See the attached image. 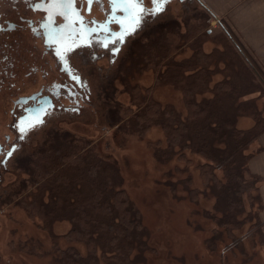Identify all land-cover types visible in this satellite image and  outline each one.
I'll return each instance as SVG.
<instances>
[{"label":"trees","instance_id":"obj_1","mask_svg":"<svg viewBox=\"0 0 264 264\" xmlns=\"http://www.w3.org/2000/svg\"><path fill=\"white\" fill-rule=\"evenodd\" d=\"M174 27L159 28L153 42L141 44L132 64L140 69L148 66L155 83L147 89L131 87L139 111L124 110L125 123L139 136L154 127L162 130L164 144L155 143V157L160 164L173 159L184 162V168H176L181 176L188 173L191 156L201 157L203 162L197 167L204 189L192 188L190 175L179 180L190 200L199 202L200 195L213 198V213L205 210L204 217L230 233L251 219L253 224L244 238L258 234L264 243L258 214L259 177L248 169L249 148L264 132V85L222 29L213 32L193 25L182 35ZM224 39L230 48L225 47ZM214 41L221 45L206 50L205 44ZM186 47L192 54L178 60ZM252 63L264 78L263 70ZM134 67L129 74L138 73ZM163 86L182 93L183 110L155 99L154 89ZM243 116L254 120L251 128L238 127ZM54 141L41 151L40 164H35L42 180L40 193L30 206L45 229L67 221L71 229L64 238L84 245V252L75 246L61 250L62 236H53L59 264L141 262L135 253L142 255L148 250L149 235L140 211L123 188L120 169L93 151L82 152L73 142L58 137ZM254 203V211L245 213L247 204L253 207Z\"/></svg>","mask_w":264,"mask_h":264},{"label":"rangeland","instance_id":"obj_2","mask_svg":"<svg viewBox=\"0 0 264 264\" xmlns=\"http://www.w3.org/2000/svg\"><path fill=\"white\" fill-rule=\"evenodd\" d=\"M193 25L213 32L220 30L194 1L184 5L175 3L141 34L129 39L115 62L102 57V83L95 74L94 95L87 113L73 118L71 123L59 120L58 139L73 142L82 152L93 151L120 169L123 188L140 211L149 235L148 250L142 255L135 253L136 258H141L138 264H264L262 237L251 234L244 238L253 224L251 219L241 229L230 233L226 227L204 217L205 210H213V198L200 195L199 202L193 203L179 183L190 175L192 188L203 190L204 182L197 167L203 159L191 156L193 161L187 167L188 173L181 176L176 168H184V162L173 159L160 164L155 157V143L164 144L162 130L154 127L139 136L134 127L125 123L124 110L139 111L132 101L135 95L131 87L138 85L147 89L155 83V74L148 66L140 69L132 64L141 44L153 42L159 28L175 26V30L184 35ZM224 41L225 47L230 48L229 42ZM216 43L221 45L214 41L204 47L210 50ZM191 54V49L186 47L177 59ZM133 67L138 73L129 74ZM153 95L161 104H174L183 110L182 93L174 87H159L154 89ZM44 141L43 138L37 145L28 147L24 164H12L9 171H5L0 185V264H59L53 236H62L61 250L75 246L85 251L83 244H71L64 238L71 229L69 222L57 221L52 230H47L41 217L32 213L30 205L40 193L42 179L38 177L36 165L42 159ZM256 207L257 203L253 207L247 204L245 213L250 215L249 210L254 211Z\"/></svg>","mask_w":264,"mask_h":264},{"label":"flooded vegetation","instance_id":"obj_3","mask_svg":"<svg viewBox=\"0 0 264 264\" xmlns=\"http://www.w3.org/2000/svg\"><path fill=\"white\" fill-rule=\"evenodd\" d=\"M186 1L171 0L162 7L159 0L155 5L139 0L144 9L137 13L140 25L123 35L122 44L119 35L133 24L131 10L114 9L110 0H94L90 10L86 2L76 0L74 8L84 24L65 28L63 34L59 30L68 22L56 15L52 28L58 43L48 42V13L34 7L40 0H0V185L10 165L24 164L28 147L43 138L46 147L55 142L59 120L71 123L87 113L95 74L102 83V57L115 62L129 39L171 5ZM158 6L161 10L154 11ZM81 27L86 34L78 31Z\"/></svg>","mask_w":264,"mask_h":264},{"label":"crops","instance_id":"obj_4","mask_svg":"<svg viewBox=\"0 0 264 264\" xmlns=\"http://www.w3.org/2000/svg\"><path fill=\"white\" fill-rule=\"evenodd\" d=\"M187 1L185 3H191V0ZM192 1L208 14L217 29L220 28L227 34L255 69L252 61L257 63L264 72V0ZM256 71L261 78L256 73L257 77L264 85V78L257 69ZM261 101H264V97ZM253 125L254 120L250 117H244L238 121V127L241 129H249ZM248 153L250 154L248 169L251 174L259 177L258 195L261 207L258 214L262 222L261 234L264 238V132L252 143Z\"/></svg>","mask_w":264,"mask_h":264},{"label":"snow or ice","instance_id":"obj_5","mask_svg":"<svg viewBox=\"0 0 264 264\" xmlns=\"http://www.w3.org/2000/svg\"><path fill=\"white\" fill-rule=\"evenodd\" d=\"M89 5V10L91 4L94 0H83ZM158 0H154V3H157ZM76 0H40L39 4H36L34 7L37 10H43L48 13V23L45 25L49 29L48 32V42L49 43H58L54 37L56 34V29L52 28L53 18L56 15L62 16L68 23L66 25L61 26L60 33L63 34L65 28H72L74 24L83 25V18L80 16L79 11L74 8V4ZM114 9L117 7H122L125 11H130V16L133 18V24L130 25L119 35V38L122 39L123 35L127 34V32L133 30L136 23H139V18L136 16V13L143 12L144 9L140 7L139 0H110ZM160 5L162 6L163 0H159ZM161 10V7L158 6L154 9V11L158 12ZM121 25L125 24L124 20L117 21ZM107 31V28L104 29ZM82 35L86 34V30L81 27L78 30ZM94 31V29H93ZM56 54L61 55L60 49H57ZM23 131V129H21ZM11 153H9L10 155Z\"/></svg>","mask_w":264,"mask_h":264},{"label":"water","instance_id":"obj_6","mask_svg":"<svg viewBox=\"0 0 264 264\" xmlns=\"http://www.w3.org/2000/svg\"><path fill=\"white\" fill-rule=\"evenodd\" d=\"M169 1H171V0H163V3H162V7L163 6H165V2L167 3V2H169ZM184 1V0H183ZM152 3L155 5L156 3H154V0H152ZM136 15H137V13H136ZM138 16V15H137ZM127 18H130V17H127ZM138 18H139V23H137L138 25H140V21H141V19H140V16H138ZM126 40H125V36H123V38H122V44L125 42ZM237 48L239 49V47L237 46ZM239 51H240V49H239ZM241 52V51H240ZM241 54H242V56L245 58V60L249 63V65L251 66V68L255 71V73H257L258 74V72L256 71V69L253 67V65L250 63V61L249 60H247V58L244 56V54L241 52ZM258 76H259V74H258ZM260 77V76H259ZM261 78V77H260ZM262 80V79H261Z\"/></svg>","mask_w":264,"mask_h":264}]
</instances>
